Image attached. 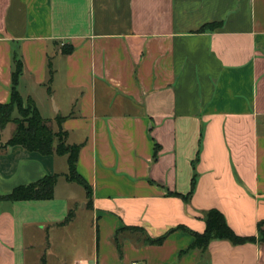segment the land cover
Here are the masks:
<instances>
[{
    "label": "crops",
    "instance_id": "obj_1",
    "mask_svg": "<svg viewBox=\"0 0 264 264\" xmlns=\"http://www.w3.org/2000/svg\"><path fill=\"white\" fill-rule=\"evenodd\" d=\"M15 58L91 196L65 155L3 147L7 124L0 196L59 176L51 199H0V264H264V0H0L2 103ZM211 208L254 240L189 248Z\"/></svg>",
    "mask_w": 264,
    "mask_h": 264
},
{
    "label": "trees",
    "instance_id": "obj_2",
    "mask_svg": "<svg viewBox=\"0 0 264 264\" xmlns=\"http://www.w3.org/2000/svg\"><path fill=\"white\" fill-rule=\"evenodd\" d=\"M220 22H214L209 25H203L198 31H204L207 28L220 26ZM72 46L67 45L62 48L63 53H70ZM22 71V63L18 58L13 60V71L11 73V88L10 99L8 102H0V131L7 124L13 123L15 128L9 139L2 144L3 147L20 145L29 151H36L43 155L57 154L67 157L68 171L65 178L68 181L76 182L81 185L86 193L87 198L91 196V187L87 181L78 173L76 163L80 149L79 144H69L66 141L67 132L62 128L61 123L63 117L57 115L55 121L58 125L57 130H53L43 118L31 97L25 100L19 93L17 85ZM17 115L14 116V112ZM59 174L45 175L44 177L14 187L12 191L0 199L18 201V200H35V199H51L53 197L54 186ZM192 186L194 185V174L192 176ZM192 189L187 194L182 195L185 201H188ZM90 205V203H89ZM73 217V212L70 210L63 220V223L68 222ZM205 229L202 232L188 230L193 235V241L189 248L198 249L204 252L209 242L213 239H226L234 244H240L254 240L253 236H241L236 234L227 224L223 214L215 208H211L204 213ZM262 223L258 224L259 235L264 241V230L261 228ZM177 226L174 229H179ZM182 229H185L181 226ZM156 238L148 237L146 241L149 244H160L166 237L167 233Z\"/></svg>",
    "mask_w": 264,
    "mask_h": 264
},
{
    "label": "rangeland",
    "instance_id": "obj_3",
    "mask_svg": "<svg viewBox=\"0 0 264 264\" xmlns=\"http://www.w3.org/2000/svg\"><path fill=\"white\" fill-rule=\"evenodd\" d=\"M23 99H24V98H23ZM24 100H25V99H24ZM52 106H53V103H52ZM13 115L16 116V115H17V112L15 111Z\"/></svg>",
    "mask_w": 264,
    "mask_h": 264
},
{
    "label": "built area",
    "instance_id": "obj_4",
    "mask_svg": "<svg viewBox=\"0 0 264 264\" xmlns=\"http://www.w3.org/2000/svg\"><path fill=\"white\" fill-rule=\"evenodd\" d=\"M131 264H138V262L133 261V262H131Z\"/></svg>",
    "mask_w": 264,
    "mask_h": 264
}]
</instances>
